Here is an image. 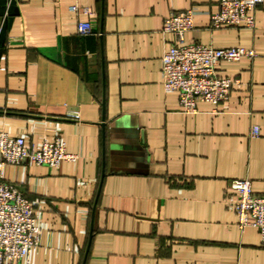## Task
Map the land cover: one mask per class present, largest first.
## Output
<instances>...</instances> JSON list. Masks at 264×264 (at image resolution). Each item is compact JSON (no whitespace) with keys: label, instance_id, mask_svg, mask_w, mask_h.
<instances>
[{"label":"crops","instance_id":"1","mask_svg":"<svg viewBox=\"0 0 264 264\" xmlns=\"http://www.w3.org/2000/svg\"><path fill=\"white\" fill-rule=\"evenodd\" d=\"M219 1L0 0V138H61L77 156L5 168L41 228L30 264H264L258 229H240L227 203L233 180L264 196V2L254 29L211 30ZM193 6L185 43L257 56L221 62L241 86L185 113L163 87L164 47L177 43L163 26Z\"/></svg>","mask_w":264,"mask_h":264},{"label":"built area","instance_id":"2","mask_svg":"<svg viewBox=\"0 0 264 264\" xmlns=\"http://www.w3.org/2000/svg\"><path fill=\"white\" fill-rule=\"evenodd\" d=\"M264 0H220L219 10L211 14V30L245 26L255 28V11ZM76 14L92 15L90 8L78 4L70 7ZM200 13L193 6L182 11H171L165 19L163 32L175 36L177 43H166L162 62L163 87L166 93L177 92L182 111L196 113L199 102L219 105L229 100L239 80L223 78L217 74L221 62H234L254 58L257 53L242 47L214 48L199 43H185V36L195 28ZM78 33L88 35L90 22L80 21ZM253 135H259L254 127ZM76 155L66 151L61 138L43 141L39 147L20 135L2 134L0 138V264H30L29 257L38 246L41 228L34 213L33 203L17 187L5 180V168L23 162L56 168L65 161H75ZM234 194L228 205L237 215L240 229H258L264 245V196L254 193L248 179L230 183Z\"/></svg>","mask_w":264,"mask_h":264}]
</instances>
